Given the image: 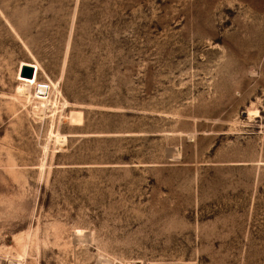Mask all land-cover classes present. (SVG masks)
Masks as SVG:
<instances>
[{"label": "rangeland", "instance_id": "1", "mask_svg": "<svg viewBox=\"0 0 264 264\" xmlns=\"http://www.w3.org/2000/svg\"><path fill=\"white\" fill-rule=\"evenodd\" d=\"M0 264H264V0H0Z\"/></svg>", "mask_w": 264, "mask_h": 264}, {"label": "bare ground", "instance_id": "2", "mask_svg": "<svg viewBox=\"0 0 264 264\" xmlns=\"http://www.w3.org/2000/svg\"><path fill=\"white\" fill-rule=\"evenodd\" d=\"M22 65H27L30 67L31 69L30 75H25L21 73L20 67ZM38 74H39V64L37 62L33 63V62L22 61L20 63L18 73H17V78L19 80L18 89L20 93L26 95L27 97H32L34 101L39 104L36 107L41 106V103H44L47 100V95L49 91V89L47 88V85L44 82H41L38 80ZM59 138L65 140L63 136H59ZM60 139H59V142H60Z\"/></svg>", "mask_w": 264, "mask_h": 264}, {"label": "water", "instance_id": "3", "mask_svg": "<svg viewBox=\"0 0 264 264\" xmlns=\"http://www.w3.org/2000/svg\"><path fill=\"white\" fill-rule=\"evenodd\" d=\"M20 71H21L22 74H25V75H30L31 74V69L27 65H22L20 67Z\"/></svg>", "mask_w": 264, "mask_h": 264}]
</instances>
